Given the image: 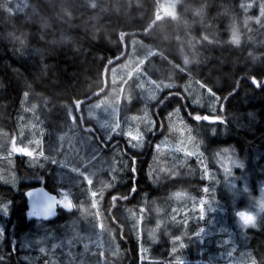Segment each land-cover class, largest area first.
Instances as JSON below:
<instances>
[{
    "label": "trees",
    "instance_id": "16d2710c",
    "mask_svg": "<svg viewBox=\"0 0 264 264\" xmlns=\"http://www.w3.org/2000/svg\"><path fill=\"white\" fill-rule=\"evenodd\" d=\"M243 1L183 0L176 8L179 16L172 17L163 14L161 0H0V153L13 138L22 141L23 127L32 113L27 110L36 105L39 111L29 139L34 156L25 153L7 158L13 161L0 159V165L7 162L8 166L6 177L0 173V222L4 224L0 227V264H65L68 256L81 258L77 231L89 233V250L82 256L89 264H216L215 253L224 247L217 245L213 234L200 241L204 230L196 229L204 227L205 221L186 217L188 198L192 193L204 195L206 179L193 164V170L179 166L188 173L186 178L166 177L170 164L156 165L159 160L149 138L152 134L176 137L169 113L180 105L183 124L198 147L209 148L203 133L194 134L198 127L217 129L213 141L256 162L257 170L264 169V17L250 5L246 14L239 8L233 22L225 6L241 7ZM186 3L217 26L216 37L195 28L198 18L185 10ZM185 20L193 36L182 28ZM233 25L237 30L231 32ZM206 39L212 44L204 43L197 50ZM132 52L144 73L162 88L153 97L133 77L137 96L125 109L142 119L138 126L147 139L142 150L134 148L123 131L107 139L86 111L88 104L111 90L113 69ZM191 78L211 93L210 98L204 95L202 105H193L192 98L198 96L185 90ZM146 105L152 107L157 122L153 130L145 123ZM208 113L220 120L206 122ZM13 175L26 177L17 185L9 179ZM37 185L61 196V189L67 191L75 210L60 208L52 220L29 221L25 192ZM180 193L187 195L185 201ZM218 196L226 197L220 192ZM175 198H180V205H173ZM153 201L177 209L170 214L171 220L175 228L186 222L185 240H170L165 229L158 231L157 242L146 239L137 220L143 217L145 223L151 218ZM84 214L89 221L83 219ZM98 214L113 250L96 245ZM46 231L63 241L71 235L72 243L79 246L68 254L69 245L52 252L35 245ZM244 231L247 242L242 243L238 234L236 253L241 255L248 248L244 264H264V217ZM141 240L150 245L149 251L142 249Z\"/></svg>",
    "mask_w": 264,
    "mask_h": 264
},
{
    "label": "rangeland",
    "instance_id": "374dc122",
    "mask_svg": "<svg viewBox=\"0 0 264 264\" xmlns=\"http://www.w3.org/2000/svg\"><path fill=\"white\" fill-rule=\"evenodd\" d=\"M182 1L183 0H161L163 14L176 17L179 13H176V8ZM240 5L241 7H237L231 3L230 5L225 6L226 11L231 14L230 17L233 22L237 21L236 17H239L237 14L239 8L244 9L246 14L248 12L247 8H249L250 5L256 8L257 12L255 13L261 15V18L264 17V0H244L243 3L240 2ZM185 10L190 13L192 12L197 16L199 23L195 25V28L206 29L205 33L209 36L215 35L216 37L218 35L220 31L217 29V26L210 24L204 18V13H202L200 9L187 5L186 3ZM184 15L188 16L185 13ZM244 17L248 24V16L244 15ZM181 26L187 33L190 35L192 34L188 30V27L190 26L188 21L185 20ZM231 28V32H234V29L237 30V26L234 27L233 25ZM207 29L212 30L214 33H209ZM194 33L195 32L193 31L191 36H193ZM204 43L212 44L209 40L201 41L197 45V50ZM133 77H137L140 81L137 82L142 83L153 97L159 96L162 92L161 85L155 83L144 73L142 65L136 57V53L132 52V54L124 62L113 69V86L111 90L105 96L88 104L86 106V111L89 117L96 119L98 126L103 130L107 139H110L115 133L123 131L125 134L129 135L131 145L136 149L142 150L147 142L144 129L138 126V124L143 123L142 119L139 121L133 112L125 109L128 104L134 103L133 101L136 98L135 96H137L134 84L135 79ZM172 87H174V84ZM185 90L190 96H198L192 98L191 103L193 105H202L201 102L204 100V95L206 98L211 97V93L209 91H204L202 84L195 82L192 78L189 79L187 85L185 86ZM214 101H216V99ZM123 105H125V107ZM180 109V105H177V107L169 113V116L173 114L172 118H170V122H172L173 128L176 129V131L174 130L176 137L171 135H160L157 137L152 134L149 138V141L153 143L154 156L159 160L156 161V165H159L160 162L170 164L166 167L165 175L170 179L186 178L188 176V173H185V171H183L181 167L179 168V166L184 165L191 170L195 168L192 167L191 164L197 167L195 168L196 172H199L200 175L206 179L205 185L203 186L204 195L198 196L194 193L191 194L190 199L188 198L189 206L188 210H186V213L188 212L186 217L189 220L191 218H196V221H199V219H203L205 221L204 227L201 225L196 229V231L204 230V232L201 231L203 235H200V241H204L205 235L212 236L213 234L217 238V245L224 247L221 251L215 253V257L219 258V260H216V264H244L247 260L245 252H249V249L245 248L244 252H241V255L237 254L236 251L239 249L237 247V237L239 234V236H241L242 243H246L247 238L244 230L248 226L256 224L257 221L259 222L262 217H264V169H261L262 171L257 170L256 162L252 161L248 157L240 156L238 151L233 148H229V145L213 141V136H215L213 134H217V129L215 131L214 129H205L203 131L202 128L198 127L194 131V134L196 133L198 135H202L203 133L204 137H202V140L209 148L208 150H204L198 147L194 136L190 134V130L183 124L184 120L179 114ZM27 111H31L32 113L30 115L28 114L26 119L27 125H24L21 135L22 141H26V143L20 141L18 137L13 138L9 148L3 153H0V159L5 158L4 161H13L7 158H16L18 154L25 155V153L30 155V157L34 156L33 149L31 148V145H29V139H31V136L34 134L33 123L39 114V111L36 105L32 106V108ZM151 114L152 107L150 105L144 106L145 123L147 124V127H149L148 130H153L157 127V122ZM201 118H203V116H200L198 120H202ZM204 118L206 122L210 121L213 123L220 120L219 116L210 113L205 114ZM221 131L224 132L221 135L225 137L227 135L226 129L222 128ZM82 144L85 148L87 147V143L85 141H83ZM0 148H3V145H0ZM164 156H170L171 158L163 159ZM188 159L193 160V162L191 163ZM6 163L4 165H0V173L4 177L7 176L6 173L8 171ZM162 166L160 168L161 171L163 170ZM25 177L26 175H22L21 177L13 175L12 177H9V179L19 185L22 181H24ZM219 192L226 197H219ZM60 194L64 196L69 193L61 189ZM180 194L182 195V201H185L187 199V195L183 193ZM179 199L175 198L172 200L173 205H180L181 200ZM221 202H225L226 205H219ZM166 203L167 202H151V218H148L145 223L142 222L143 217L140 220H137L138 222L140 221L139 227L143 228L148 234H145L146 239H150L151 242H157L160 236L158 231L161 232V230L164 229L168 238L172 241H178L182 238L185 240L187 237L185 234L187 233L186 222L183 225L181 224L180 228H175L170 214L173 213V210L175 212L177 209L169 207ZM79 205L82 207L80 203H77L78 207ZM183 208L185 209V207ZM189 211L195 213H189ZM241 212H244L246 215L253 218L248 222V226H245L243 221L240 219L239 214ZM87 215L88 214L83 215V219L85 221L90 220ZM97 216L100 221L98 224H100L96 227L98 237L96 238L97 242L96 240L94 242H96V245L100 243V245H106L107 248L113 250V242L110 240L107 243L105 231L102 229L103 225L99 214ZM86 224L89 223L86 222ZM232 226L235 230L231 228ZM0 227H4L2 222H0ZM224 231L225 233L227 232V234L223 235L222 233H224ZM88 235L89 233L83 234L81 231H77L75 234V239L78 240V242H81L79 252L82 256L83 252L88 253L89 250L90 243ZM63 238H65L64 241L61 240V238H58L51 231H46L41 238L35 240V245L44 247L47 250L50 249L51 252L56 250L57 247L63 248L69 245L71 248L67 251V253L72 254L74 248H78L76 246H79V244L75 245L72 243L73 238L71 235H67ZM141 243H144V241L141 240ZM146 244L148 243L145 242L142 249L149 251L150 245ZM145 251H143V253H145ZM82 256L76 260L73 259L72 255L68 256L69 258L65 264H89V259ZM149 256L150 255H147V257ZM167 264L172 263L169 262ZM207 264L210 263L207 262Z\"/></svg>",
    "mask_w": 264,
    "mask_h": 264
},
{
    "label": "water",
    "instance_id": "95a60500",
    "mask_svg": "<svg viewBox=\"0 0 264 264\" xmlns=\"http://www.w3.org/2000/svg\"><path fill=\"white\" fill-rule=\"evenodd\" d=\"M25 194L29 204V221L52 220L58 216L60 208L69 212L75 210V202L70 195L61 196L44 185L29 187Z\"/></svg>",
    "mask_w": 264,
    "mask_h": 264
},
{
    "label": "snow or ice",
    "instance_id": "6c2138e0",
    "mask_svg": "<svg viewBox=\"0 0 264 264\" xmlns=\"http://www.w3.org/2000/svg\"><path fill=\"white\" fill-rule=\"evenodd\" d=\"M239 216L245 226H248V222L253 219L251 216L246 215V213L244 212H241Z\"/></svg>",
    "mask_w": 264,
    "mask_h": 264
}]
</instances>
